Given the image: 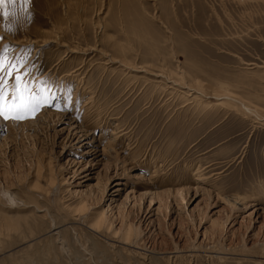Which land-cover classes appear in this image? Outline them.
<instances>
[{
	"label": "rangeland",
	"instance_id": "rangeland-1",
	"mask_svg": "<svg viewBox=\"0 0 264 264\" xmlns=\"http://www.w3.org/2000/svg\"><path fill=\"white\" fill-rule=\"evenodd\" d=\"M5 10L0 50L27 58L25 95L47 89L63 110L0 118V214L22 223L31 216L33 206L22 209L2 191L24 199L37 181L48 186L51 166L52 200L29 192L32 201L48 203L62 224L86 201L85 220L66 225L75 230L63 225L57 244L66 239L92 264H264V0H17ZM161 68L189 83L228 85L262 116L226 106L198 111L183 101L187 84L152 80H162ZM6 85L11 104L15 79ZM88 118L97 120L92 132ZM114 133V148L102 152L99 136ZM198 172L208 179H195ZM103 211L119 231L111 238L119 250L86 226ZM46 219L27 241L20 232L0 235V264L61 260L48 246ZM125 224L138 233L135 246L122 243Z\"/></svg>",
	"mask_w": 264,
	"mask_h": 264
},
{
	"label": "bare ground",
	"instance_id": "bare-ground-1",
	"mask_svg": "<svg viewBox=\"0 0 264 264\" xmlns=\"http://www.w3.org/2000/svg\"><path fill=\"white\" fill-rule=\"evenodd\" d=\"M120 17V16H119ZM124 34V33H123ZM35 37V36H34ZM30 40V39H29ZM13 42V41H12ZM19 44H20V42H19ZM75 48H79V47H75ZM68 49L71 51V52H75L76 51V49H74V48H71V47H68ZM80 49V48H79ZM83 53V52H82ZM162 65V64H161ZM163 66V65H162ZM154 67V66H153ZM161 67V66H160ZM132 68V67H131ZM155 68V67H154ZM166 68H167V66H166ZM150 69V68H149ZM157 69V68H156ZM168 69V68H167ZM166 69V70H167ZM159 70V69H158ZM166 70L164 71V70H162V68H161V70H159V72L157 73V74H155L156 75V78H158V77H161L162 78V80H158V79H152L153 81H156L157 83H158V86H159V83H163L164 82V80L163 79H170V80H172L173 82H177L178 84H187V90H186V92H182V94L184 93V95L186 96V99L185 100H183V101H186V100H190L189 102H191V103H193L196 107H197V109H198V107H199V110L198 111H200L201 109H204V108H206V109H208L209 111L210 110H212V109H214V108H221V107H225V108H228V107H230L231 108V110H234V111H236V112H238V113H241L242 115L243 114H254L255 113V115H257V118L259 117V116H262V115H260V113L258 112V110L257 109H254V108H252V106L250 107L248 104H246L247 102H245V100L243 99V98H241V97H238L239 95H235L233 92H231L230 90L231 89H229L228 87V85H224L223 83H220L219 84V86L218 87H210V85H208V86H205V85H203L202 84V82H200V81H195V82H193V83H189L187 80H186V77L185 76H183V75H179L178 73H174L173 71H172V73H167L166 72ZM170 70V69H169ZM181 70V69H180ZM146 71V70H145ZM155 71V70H154ZM31 72L33 73L34 72V70H31ZM30 72V73H31ZM150 72H151V70H150ZM171 72V71H170ZM181 72H183V71H181ZM48 73V72H47ZM46 72L44 73V74H42V75H40V76H38L36 79H40V78H42V77H44V75L45 74H47ZM159 74L160 75H163V76H159ZM29 75V74H28ZM73 75V74H72ZM158 76V77H157ZM135 77V76H134ZM133 77V78H134ZM137 77V76H136ZM36 79L33 81L34 82V84L35 85H38L37 83H36ZM190 82H192V80H190ZM28 85V84H27ZM26 85V87H28ZM35 85H33L32 87H34ZM44 88H47V84L44 86ZM54 88L53 87H51V90H53ZM27 90H28V88H27ZM175 91V90H174ZM29 92H32V91H29ZM181 95V94H180ZM184 96V97H185ZM208 96L210 97V96H214V98H216L215 99V101H213V103H212V101H211V99L209 98L208 99ZM8 99V98H7ZM9 100V99H8ZM186 103H188V102H186ZM201 105H205V106H207V107H201ZM253 105V104H252ZM201 107V108H200ZM91 108V107H90ZM89 108V109H90ZM88 109V108H87ZM89 109L85 112V114H87V113H90V111H89ZM196 109V110H197ZM95 111H96V109H95ZM197 111V112H198ZM206 111V110H205ZM214 111V110H213ZM233 111V112H234ZM97 112V111H96ZM202 112H204V111H202ZM92 113V112H91ZM95 114H97V113H95ZM250 116V115H249ZM254 116V115H253ZM91 117V116H90ZM100 117V116H99ZM247 116H245V118H246ZM256 117V116H255ZM93 118V117H92ZM259 119H261V118H259ZM88 123L85 125L86 126V128H87V130L86 131H91L92 132V130H93V128H91L92 130H90V128H89V124H91V123H94L95 121H97V120H92L91 118H88ZM262 121V120H261ZM102 124V123H101ZM81 127V126H80ZM121 131V130H120ZM84 133V132H83ZM88 134V133H87ZM114 135H115V137H114V139H109L108 141L107 140H105V139H102V138H100V136H102V134L99 136V139L97 140V142L100 144L101 143V145L103 144V148H102V152H105V149H107V148H114V146H115V139L118 137V135H117V133H114ZM98 144V145H99ZM43 157V156H42ZM39 158V157H38ZM38 161V160H37ZM42 164V163H41ZM41 164H39V166H38V173H41V170L43 171V167H42V165ZM49 165V164H48ZM55 165V164H54ZM50 167V175H49V177H48V186H46V187H43V186H41L40 185V183L37 181L35 184H33V186H32V188H31V192L33 193L34 192V194H38V195H40V196H42L43 198H44V200L46 201V202H49V201H51L52 200V193H54V187H55V183H56V177L54 176V174H53V168L54 167H51V166H49ZM154 169V168H153ZM37 171V170H36ZM56 171V170H55ZM153 171V170H152ZM155 171H153L152 173H154ZM197 172V171H196ZM40 176L42 175V174H39ZM39 175H37V176H39ZM151 176H153V174L151 175ZM195 179H205V178H207L208 179V177H204V176H202V174H200L199 172L198 173H195ZM39 179V178H38ZM44 179V178H43ZM23 182V181H22ZM107 182V181H106ZM28 187H30V186H28ZM56 188V187H55ZM3 190V189H2ZM3 192V194L4 195H6L7 197H8V199L10 200V201H12V202H15L16 201V199H20L21 200V203H22V209H24V208H30L31 206H33V208L30 210V212L32 213V215L31 216H29V214L27 215V216H24L23 217V223L21 222L22 220H20V219H17V218H13V217H10L9 215H7L5 212H3V214H0V235H8V234H10V233H14V232H17V234H18V232H20L19 234L20 235H22L24 238H25V240L27 241L28 239H32V236H33V234L34 233H36V235L38 236V233H39V231L38 230H36V232H33V229H35V225H34V223L36 224V222L37 221H39L40 222V220L41 219H46V220H48L49 222L48 223H46L47 225V227H46V230H45V232L47 231L48 232V234H49V237L51 236V238L49 239L50 240V242H48V246H50L52 243H54V245H55V249L57 250V252L59 253V257H61L62 259L60 260L57 256L55 257L56 259H51V260H49L48 262H47V264H57L58 262H59V264H89V263H91L92 261L90 260L91 258H92V256H91V258L90 259H88V258H85L84 257V255L82 254H79L78 252H72V250L70 249L69 250V246H67L66 247V245H67V242L65 241V240H62V242L63 243H60L61 245H58L57 244V241H60V238L62 239V238H64L63 236H62V234H63V229H62V226L63 225H68V223L69 222H71V223H75V221H81V220H83L85 217H84V215H85V212H86V210H87V203H86V201L84 200V199H82L81 200V202H80V206L78 207L77 206V208L75 209V210H73V211H75V215H76V217L74 216L72 219H70L71 221H69V222H65V223H67V224H62V221H56V219H54L53 217H52V215L50 214V208H49V204L47 203V204H42V205H40V204H37V203H35V202H37V201H32V200H35L34 198H33V195L32 194H30L31 192H30V190L29 191H27L26 190V192H25V197H24V199H22V198H19V196H16V194L14 193V192H10L9 190H3L2 191ZM30 192V193H29ZM160 194V193H159ZM154 196V195H153ZM183 196V195H182ZM160 197V196H159ZM183 199H184V197H182ZM181 198V199H182ZM86 199V198H85ZM88 199V198H87ZM37 200V199H36ZM227 201V200H226ZM33 204H35V205H33ZM57 204V203H56ZM5 206V205H4ZM236 207V206H235ZM66 208V207H65ZM4 209V208H3ZM68 209V208H67ZM20 210V209H19ZM141 210V209H140ZM1 211V210H0ZM5 211V210H4ZM2 212V211H1ZM8 212V211H7ZM24 212V211H23ZM27 212V211H26ZM29 212V211H28ZM40 212H42V213H40ZM74 213V212H73ZM10 214V213H9ZM24 214V213H23ZM92 214V213H91ZM95 214V213H94ZM93 215V214H92ZM29 216V217H28ZM89 216H91V215H89ZM62 217V216H61ZM84 217V218H83ZM21 218V217H20ZM86 218H87V216H86ZM89 218V217H88ZM87 218V219H88ZM32 219V220H31ZM32 222H31V221ZM85 220V219H84ZM113 220V219H112ZM42 221V220H41ZM38 222V223H39ZM84 222V221H83ZM43 222H41V224H42ZM44 223V224H45ZM21 224H23V225H21ZM25 224V225H24ZM81 224V223H80ZM37 225V224H36ZM39 225V224H38ZM74 225V224H73ZM43 226V225H42ZM71 226V225H70ZM85 226V225H84ZM90 230H92L94 233L96 232V233H98L97 235H101V236H103L104 238H105V240H107V241H105L104 239H103V242H104V244H105V246L104 247H106V246H109V247H111V248H114V249H117L119 246L118 245H115L114 244V242L113 241H117V240H113L112 241V239L113 238H115L116 237V234L118 235V233H119V231H117V230H115L112 226H113V222L112 221H110V220H108V218L106 217V214H105V212L103 211V212H99L96 216H93V218H90V219H88V221H87V225H86ZM67 227V229L68 230H71V229H73V230H75L76 229V226L74 227V226H72V227H69V226H66ZM65 227V228H66ZM123 227H125V228H123V231H122V238H123V240H122V243L123 244H126V245H129V246H131V245H134V244H137V241H135L134 239V236H136L137 237V235H138V233H137V231L134 229V227H133V225L132 224H125ZM38 228V227H37ZM44 228H45V226H44ZM82 228V227H81ZM80 228V229H81ZM136 228V227H135ZM121 229V228H120ZM137 229V228H136ZM119 230V229H118ZM38 231V232H37ZM82 231V230H81ZM86 231V230H85ZM87 232V231H86ZM83 233V232H82ZM95 233V234H96ZM18 234V235H19ZM40 234H43V233H40ZM45 234V233H44ZM18 235H16V236H18ZM35 235V236H36ZM77 235V234H76ZM35 237V238H38V237ZM44 236V235H43ZM77 236H79V235H77ZM96 236V235H95ZM23 237H20L21 239L23 238ZM94 237V236H93ZM110 237V238H109ZM71 238H73V237H71ZM112 238V239H111ZM74 239H75V236H74ZM73 239V240H74ZM23 240V239H22ZM48 240V241H49ZM109 240H111L110 242H109ZM77 241V240H76ZM78 242V241H77ZM76 242V243H77ZM120 242H121V240H120ZM27 243V242H26ZM93 244H95V242L93 243ZM21 245V244H20ZM28 245H29V243H28ZM85 246V245H84ZM135 246V245H134ZM89 247V246H88ZM122 247V246H121ZM94 248V247H93ZM93 248H91L90 250L92 251V249ZM131 248V247H130ZM44 249V248H43ZM47 249H49V248H47ZM83 249V248H82ZM86 249V248H85ZM84 249V251H86ZM106 249V248H105ZM113 249V250H114ZM121 249V248H120ZM78 250V249H77ZM87 250H89V249H87ZM118 250H119V248H118ZM129 250V249H128ZM127 250V252H129ZM135 250V249H134ZM40 251V250H39ZM46 251V250H45ZM52 251V250H51ZM84 251H83V253H84ZM108 251V250H107ZM122 251V250H121ZM125 251V250H124ZM123 251V252H124ZM132 250L130 249V252H131ZM146 251V250H145ZM144 251V252H145ZM212 251V250H211ZM213 251H215V250H213ZM53 252V251H52ZM87 252V251H86ZM93 252V251H92ZM120 252V251H119ZM135 252V251H134ZM216 252V251H215ZM214 252V253H215ZM28 253V252H27ZM39 253V252H38ZM38 253H37V255H38ZM45 254H47L46 252H44ZM77 253H78V255H77ZM97 253V252H96ZM118 252H115V254H117ZM121 253V252H120ZM132 253V252H131ZM139 253V252H138ZM142 253V252H141ZM40 254V253H39ZM50 254V253H49ZM55 253H53V255H54ZM93 254V253H92ZM97 254H99V252L97 253ZM133 254V253H132ZM131 254V255H132ZM140 254V253H139ZM150 254V253H149ZM197 254V253H196ZM211 255H212V253H210ZM224 254V253H223ZM57 255V254H56ZM73 255H75L74 256V258H73ZM103 255V254H102ZM101 255V256H102ZM105 255V254H104ZM113 255V254H112ZM117 255H119V254H117ZM117 255H114L115 257L117 256ZM135 255V254H134ZM146 255V254H145ZM148 255V254H147ZM216 255H217V253H216ZM222 255V254H221ZM221 255H220V257H221ZM29 256V255H28ZM33 256V255H32ZM51 257H52V253H51V255H50ZM100 256V257H101ZM133 256V255H132ZM151 256V255H150ZM226 256V255H225ZM224 256V257H225ZM47 257H49V256H47ZM51 257H49V259L51 258ZM89 257V256H88ZM118 258H120L119 256H117ZM124 257V256H123ZM121 258V259H124V258ZM138 257H141V256H138ZM210 257V256H209ZM213 257H214V254H213ZM95 258V257H94ZM107 258V257H106ZM108 258H109V255H108ZM110 258H111V256H110ZM109 258V260H111ZM117 258V259H118ZM133 258H135V257H133ZM145 258V257H144ZM211 258V257H210ZM216 258H218V257H216ZM32 259V258H31ZM113 259H115V258H113ZM112 259V260H113ZM116 259V260H117ZM131 259V258H130ZM136 259V258H135ZM138 259V258H137ZM149 259H151V258H149ZM221 259V258H220ZM223 259V258H222ZM59 260V261H58ZM108 260V259H107ZM108 260V261H109ZM128 260V259H127ZM133 261H134V259H132ZM145 260V259H144ZM259 260V259H258ZM264 260V259H263ZM37 261V260H36ZM40 261H41V259H40ZM96 261H97V259H96ZM104 261H106V259L104 260ZM119 261H121V260H118L117 262H118V264H120V263H122V264H125V262H123V261H121V262H119ZM130 262V261H128V262H126V264H139V259L137 260V261H134V262ZM170 261V260H169ZM262 261V260H261ZM22 263H23V261H21ZM107 262V261H106ZM116 262V261H115ZM149 263L151 262L150 260L148 261ZM152 262H153V259H152ZM45 262H39V263H35V260L34 259H32V260H29V263L28 264H44ZM24 264H25V262H24ZM92 264V263H91ZM99 264V263H98ZM104 264H106V263H104ZM108 264V263H107ZM111 264H113V263H111ZM115 264H117V263H115ZM151 264V263H150ZM152 264H154V263H152ZM157 264V263H156Z\"/></svg>",
	"mask_w": 264,
	"mask_h": 264
},
{
	"label": "snow or ice",
	"instance_id": "snow-or-ice-1",
	"mask_svg": "<svg viewBox=\"0 0 264 264\" xmlns=\"http://www.w3.org/2000/svg\"><path fill=\"white\" fill-rule=\"evenodd\" d=\"M16 3L17 0H0V15L8 16L9 12L5 10V6H15ZM21 3L26 4L28 0H21ZM28 74L26 57L9 56L7 46L0 50V118L3 120L20 121L32 118L40 108L46 105L63 110L61 105L55 103L54 97L47 89H42L39 94L28 92L25 95V90L21 85L24 77ZM6 78L9 81L14 78L16 81V96L11 104L6 103V94L10 95L7 92Z\"/></svg>",
	"mask_w": 264,
	"mask_h": 264
}]
</instances>
